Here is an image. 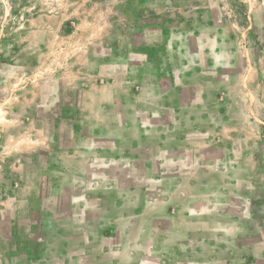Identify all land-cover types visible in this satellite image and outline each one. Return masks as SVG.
I'll return each instance as SVG.
<instances>
[{"label":"rangeland","instance_id":"1","mask_svg":"<svg viewBox=\"0 0 264 264\" xmlns=\"http://www.w3.org/2000/svg\"><path fill=\"white\" fill-rule=\"evenodd\" d=\"M104 1L0 0V264L41 262L42 237L32 230L49 217L43 207L56 218H76L67 224L73 235L51 236V252L44 254L49 264H264V0H108L113 8ZM107 17L118 25L116 37L131 40L115 45V52L137 51L145 34H152L142 49L172 53L169 70L178 71L180 85L192 84L196 105L207 108L190 136L194 147L180 155L188 165L178 171L180 180L194 177V216L183 211L184 203L153 206L164 196L160 183L143 182L157 196L149 198L154 203L145 213L143 205L137 210L127 237L121 221L113 227L78 221L87 219L83 207L25 202L28 186L37 193L43 187L40 170L47 157L41 151L47 138L37 132L46 125L33 115L58 112L34 109V99L42 104L44 92L63 84L70 59L82 54L81 33H93L90 27ZM42 21L45 29L36 25ZM27 37L45 45L29 48ZM157 38L163 43L155 44ZM26 67L34 70L28 75ZM192 165L195 172L187 174ZM136 185L132 180L130 206L136 204ZM44 186L42 195L50 187ZM15 187L20 202L12 198ZM179 196L184 201L185 194ZM57 221L50 222L52 234L64 225Z\"/></svg>","mask_w":264,"mask_h":264},{"label":"crops","instance_id":"2","mask_svg":"<svg viewBox=\"0 0 264 264\" xmlns=\"http://www.w3.org/2000/svg\"><path fill=\"white\" fill-rule=\"evenodd\" d=\"M103 5L113 8L108 0ZM69 18L71 16L66 15L65 20ZM80 23L83 28L90 24L88 21ZM36 25L45 29L48 23L42 21ZM66 28L70 26L66 25ZM90 28H95V31L81 33L82 54H74V60L70 59L71 65L61 74L65 83L57 88L51 86L44 92L42 104H39L38 97L34 99V109L43 107L57 109L58 112L50 117L33 115L36 123L46 125L38 128L37 132L39 138H47L41 149L47 153L40 170L44 174L41 186L45 187L44 182H48L50 187L42 195L43 187H37V193L33 191L35 187L28 186L32 192L25 202L42 206L67 203L83 207L87 211V219L78 218V221H101L112 224V227L114 222L121 221L123 236L127 237L125 228L130 227L129 222L134 216L141 214L137 210L143 205L145 213L154 203H150L149 198L157 196V193L148 191V185H143V182H154L160 183L157 188L165 197L161 196L158 202L152 199L156 202L153 206L184 203L183 211L193 217L194 177L190 176L192 180L188 183L189 175L180 180L178 171L188 165L183 164L180 155L183 156L185 149L194 147L195 139L190 136L194 134V125L203 123L206 106L196 105L193 85L189 82L180 85L178 71L169 70L167 62L174 57L172 53L163 55L142 49L141 44H150L152 34H145L137 51L133 48L130 52L122 49L115 52V45L130 44L131 40L124 36L116 37L118 25L113 18L98 20ZM26 40L29 48L45 45L35 43L30 37ZM156 40L155 44L163 43V38ZM95 45L103 46L106 52L99 54L92 47ZM160 60L166 64L160 66L156 63ZM33 70L32 67L22 69L28 75ZM164 71H167L165 75ZM42 141L38 139L36 143ZM186 172L194 173V165ZM132 180L138 183L134 186L137 190L134 206H130L133 201L128 195ZM182 193L185 199L179 201ZM12 194L14 200L18 199L17 187ZM201 196L202 199H210L208 193L201 192ZM17 201L20 202L19 199ZM43 211L49 217L44 218L42 228L32 230L36 232L34 235L42 237L38 241L43 254L37 264H49L44 254L51 252L52 235L61 237L76 232L75 228H67L76 218H56L45 207ZM56 219L62 220L61 225H64L53 230L52 234L50 222H58ZM188 225L190 223L187 229ZM175 235L178 237L180 234ZM123 247L126 251L125 244Z\"/></svg>","mask_w":264,"mask_h":264}]
</instances>
